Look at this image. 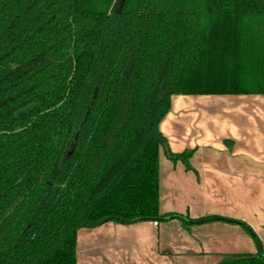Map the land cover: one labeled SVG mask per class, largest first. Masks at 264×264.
Listing matches in <instances>:
<instances>
[{
	"label": "trees",
	"instance_id": "1",
	"mask_svg": "<svg viewBox=\"0 0 264 264\" xmlns=\"http://www.w3.org/2000/svg\"><path fill=\"white\" fill-rule=\"evenodd\" d=\"M216 94H264V0H0V264H78L82 228L172 219L242 224L258 253L226 264H264L245 222L160 212L172 97Z\"/></svg>",
	"mask_w": 264,
	"mask_h": 264
},
{
	"label": "crops",
	"instance_id": "2",
	"mask_svg": "<svg viewBox=\"0 0 264 264\" xmlns=\"http://www.w3.org/2000/svg\"><path fill=\"white\" fill-rule=\"evenodd\" d=\"M160 130L161 214L241 220L264 250V94L174 95ZM186 151L190 169L169 155ZM155 222L80 229L78 264H226L258 253L239 223Z\"/></svg>",
	"mask_w": 264,
	"mask_h": 264
},
{
	"label": "water",
	"instance_id": "3",
	"mask_svg": "<svg viewBox=\"0 0 264 264\" xmlns=\"http://www.w3.org/2000/svg\"><path fill=\"white\" fill-rule=\"evenodd\" d=\"M71 151H72L71 149L68 150L66 157H68L71 154Z\"/></svg>",
	"mask_w": 264,
	"mask_h": 264
},
{
	"label": "built area",
	"instance_id": "4",
	"mask_svg": "<svg viewBox=\"0 0 264 264\" xmlns=\"http://www.w3.org/2000/svg\"><path fill=\"white\" fill-rule=\"evenodd\" d=\"M155 223H156V224H158V222H157V221H156Z\"/></svg>",
	"mask_w": 264,
	"mask_h": 264
}]
</instances>
